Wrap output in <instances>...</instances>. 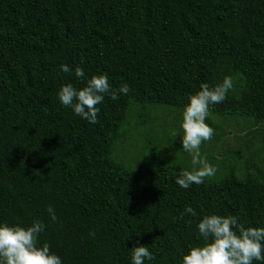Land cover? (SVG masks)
<instances>
[{
	"label": "trees",
	"instance_id": "1",
	"mask_svg": "<svg viewBox=\"0 0 264 264\" xmlns=\"http://www.w3.org/2000/svg\"><path fill=\"white\" fill-rule=\"evenodd\" d=\"M105 74L131 91L104 94L98 123L61 104L62 86ZM226 76L234 89L210 108L201 145L217 172L182 188L185 107ZM244 121L264 128V0H0V225L42 222L39 246L62 264H132L141 245L145 264H183L212 214L264 227V143L225 131ZM227 139L245 150L213 144ZM189 206L197 215L181 217Z\"/></svg>",
	"mask_w": 264,
	"mask_h": 264
},
{
	"label": "clouds",
	"instance_id": "2",
	"mask_svg": "<svg viewBox=\"0 0 264 264\" xmlns=\"http://www.w3.org/2000/svg\"><path fill=\"white\" fill-rule=\"evenodd\" d=\"M65 73L71 69L61 65ZM75 75L83 79L84 70L75 68ZM201 90L190 97V103L183 113L182 138L183 149L192 155V170L181 172L176 183L182 188H189L192 184L201 185L207 179L215 176L217 168L209 164L201 155V145L210 141L214 129L206 123L213 105L226 100L230 90L234 89V80L226 76L222 83L210 87L203 83ZM131 91L128 84H122L119 89H113L107 75H96L87 81L82 89L72 84L61 87L59 99L63 106L72 108L74 113L91 123H98L100 108L97 107L104 100V94H110L111 99L117 100L120 94ZM175 136L176 132L173 131ZM52 221H57L55 209H47ZM196 211L191 207L185 208L181 217ZM45 231L42 222L36 221L30 227L20 225H0V264H62L60 256L50 250L45 243L39 246L40 234ZM198 231L204 243L200 247H193L183 256V264H253L259 261L264 264V227H245L238 222L236 216L207 215L198 224ZM94 236L95 234L92 233ZM154 259L153 253L147 246L132 249V264H145Z\"/></svg>",
	"mask_w": 264,
	"mask_h": 264
},
{
	"label": "rangeland",
	"instance_id": "3",
	"mask_svg": "<svg viewBox=\"0 0 264 264\" xmlns=\"http://www.w3.org/2000/svg\"><path fill=\"white\" fill-rule=\"evenodd\" d=\"M165 115H166V112H161L160 114L158 113V117L153 119V122L157 124L156 131H158L159 135L162 133V127L158 125L159 119H160V117H164ZM230 129H234L235 130L234 133H236V134L243 135L246 138V139L245 138L244 139L248 144H250L251 138H254L255 143L258 142V144H261V145H263V143H264V138H263L264 128H260V126L252 127L249 123H245V121H244L243 123H241L240 128L230 124L229 128H225V131L230 132L231 131ZM250 132H251V134H249ZM234 133H231V136H233ZM247 134H249V135H247ZM255 134H256V136L254 137ZM210 143L212 144V142H210ZM217 143H218V145H220V146L222 145L225 148L228 147V148L235 149V150H238V149H244L245 150V148L242 146V141L239 139H227L224 142V144L222 142L215 141V143H213V144H217ZM135 144H136L135 147H132L133 149L131 151H128L129 153L126 155V157L129 158L131 163H134V158L137 157V152L140 150V148H141L140 146H142V144L144 145V141L141 139V141L135 142ZM248 144L246 145V147L248 146ZM173 151L174 150L167 153L164 157L168 160H169V158L172 159ZM179 155L182 159L187 158L188 162L192 165V162H191L192 161V155L190 153H180ZM261 157L264 159V152L261 154Z\"/></svg>",
	"mask_w": 264,
	"mask_h": 264
}]
</instances>
